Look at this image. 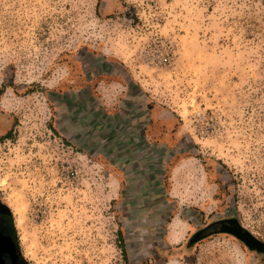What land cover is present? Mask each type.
Wrapping results in <instances>:
<instances>
[{
    "label": "rangeland",
    "instance_id": "rangeland-1",
    "mask_svg": "<svg viewBox=\"0 0 264 264\" xmlns=\"http://www.w3.org/2000/svg\"><path fill=\"white\" fill-rule=\"evenodd\" d=\"M0 204L32 264H264V0H0Z\"/></svg>",
    "mask_w": 264,
    "mask_h": 264
},
{
    "label": "flooded vegetation",
    "instance_id": "flooded-vegetation-1",
    "mask_svg": "<svg viewBox=\"0 0 264 264\" xmlns=\"http://www.w3.org/2000/svg\"><path fill=\"white\" fill-rule=\"evenodd\" d=\"M219 225L224 232L238 237L251 249L261 250L260 244L244 230L234 225L232 219L220 220L211 226ZM210 228V227H209ZM207 228L206 230H208ZM0 264H32L25 257L15 237L12 219L8 209L0 204Z\"/></svg>",
    "mask_w": 264,
    "mask_h": 264
},
{
    "label": "bare ground",
    "instance_id": "bare-ground-1",
    "mask_svg": "<svg viewBox=\"0 0 264 264\" xmlns=\"http://www.w3.org/2000/svg\"><path fill=\"white\" fill-rule=\"evenodd\" d=\"M170 234H169V237L172 238V239H177V237L175 236V233H177V227L175 226V224H171L170 226Z\"/></svg>",
    "mask_w": 264,
    "mask_h": 264
},
{
    "label": "built area",
    "instance_id": "built-area-1",
    "mask_svg": "<svg viewBox=\"0 0 264 264\" xmlns=\"http://www.w3.org/2000/svg\"><path fill=\"white\" fill-rule=\"evenodd\" d=\"M163 60H164V61H166V60H167V58H166V57H163Z\"/></svg>",
    "mask_w": 264,
    "mask_h": 264
},
{
    "label": "trees",
    "instance_id": "trees-1",
    "mask_svg": "<svg viewBox=\"0 0 264 264\" xmlns=\"http://www.w3.org/2000/svg\"><path fill=\"white\" fill-rule=\"evenodd\" d=\"M209 227H210V226H209ZM207 228H208V227H207ZM207 228H206V229H207Z\"/></svg>",
    "mask_w": 264,
    "mask_h": 264
}]
</instances>
